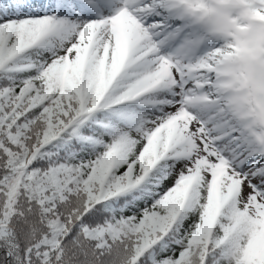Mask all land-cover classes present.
Listing matches in <instances>:
<instances>
[{
    "label": "snow or ice",
    "instance_id": "snow-or-ice-1",
    "mask_svg": "<svg viewBox=\"0 0 264 264\" xmlns=\"http://www.w3.org/2000/svg\"><path fill=\"white\" fill-rule=\"evenodd\" d=\"M0 264H264V0H0Z\"/></svg>",
    "mask_w": 264,
    "mask_h": 264
}]
</instances>
